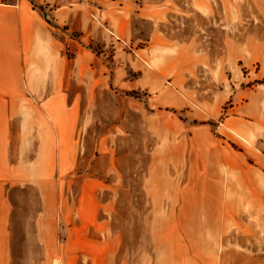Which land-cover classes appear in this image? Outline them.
I'll list each match as a JSON object with an SVG mask.
<instances>
[{"label": "rangeland", "instance_id": "1", "mask_svg": "<svg viewBox=\"0 0 264 264\" xmlns=\"http://www.w3.org/2000/svg\"><path fill=\"white\" fill-rule=\"evenodd\" d=\"M148 1L190 52L66 53L73 169L5 187L0 264H264V0Z\"/></svg>", "mask_w": 264, "mask_h": 264}, {"label": "crops", "instance_id": "2", "mask_svg": "<svg viewBox=\"0 0 264 264\" xmlns=\"http://www.w3.org/2000/svg\"><path fill=\"white\" fill-rule=\"evenodd\" d=\"M169 10V2L148 0H0V227L10 182L63 178L73 169L80 139L62 124L67 108L58 103L75 94L74 58L66 53L82 54L84 43L107 44L110 36L124 46L145 42L137 51L146 57L169 49L180 60L190 46L159 29ZM135 17L152 24L147 39L135 37ZM193 59L178 65L192 74Z\"/></svg>", "mask_w": 264, "mask_h": 264}]
</instances>
